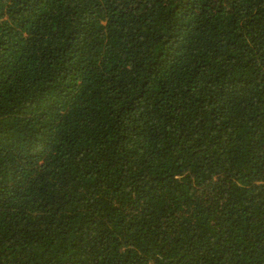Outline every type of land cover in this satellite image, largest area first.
I'll return each instance as SVG.
<instances>
[{"label":"trees","instance_id":"obj_1","mask_svg":"<svg viewBox=\"0 0 264 264\" xmlns=\"http://www.w3.org/2000/svg\"><path fill=\"white\" fill-rule=\"evenodd\" d=\"M0 264H264V0H0Z\"/></svg>","mask_w":264,"mask_h":264}]
</instances>
